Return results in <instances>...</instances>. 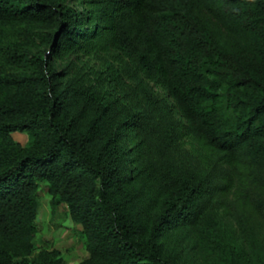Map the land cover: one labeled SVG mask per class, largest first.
I'll use <instances>...</instances> for the list:
<instances>
[{
  "label": "trees",
  "instance_id": "obj_1",
  "mask_svg": "<svg viewBox=\"0 0 264 264\" xmlns=\"http://www.w3.org/2000/svg\"><path fill=\"white\" fill-rule=\"evenodd\" d=\"M73 1L81 11L0 0V264H60L29 258L40 181L82 227L79 264H170L158 238L171 228L230 264L209 221L219 210L263 244L264 0ZM18 22L53 29L42 41L54 53L106 55L113 98L6 38Z\"/></svg>",
  "mask_w": 264,
  "mask_h": 264
},
{
  "label": "rangeland",
  "instance_id": "obj_2",
  "mask_svg": "<svg viewBox=\"0 0 264 264\" xmlns=\"http://www.w3.org/2000/svg\"><path fill=\"white\" fill-rule=\"evenodd\" d=\"M66 2L81 11L82 5L78 1L66 0ZM25 29L35 34V41L24 42ZM48 32H53V29L34 23L18 22L4 27L6 38L23 44L32 55L49 51L53 59L54 71L63 77L64 81L75 71L85 72L105 98H113L109 95L110 91L106 83L115 71L107 56L102 53L92 56L54 53L51 47L42 41V37H45ZM9 70L11 72L27 71V66L14 68L10 66ZM157 92L166 99V93L162 89H157ZM175 117L183 123L177 114ZM12 136L22 145L27 141L25 133L14 132ZM179 142L181 151L192 149L189 135H182ZM37 197L39 208L35 221L34 251L29 258L37 260L49 257L59 260L60 264H79L87 259L88 253L81 236L82 227L70 218L67 206L62 204L56 209L51 207L48 185L44 181L39 182ZM209 221L227 245L225 256L228 257L230 264H258V262L264 264V243L254 244L251 237L244 236L240 232L231 217L219 210L217 214L209 218ZM158 242L161 246V256L170 264H225L227 262L219 258L209 262L204 261L199 251L198 238L192 233L187 235L183 231L171 228L166 235L158 238Z\"/></svg>",
  "mask_w": 264,
  "mask_h": 264
}]
</instances>
